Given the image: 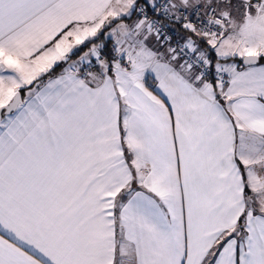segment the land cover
Segmentation results:
<instances>
[{
  "label": "snow or ice",
  "instance_id": "6c2138e0",
  "mask_svg": "<svg viewBox=\"0 0 264 264\" xmlns=\"http://www.w3.org/2000/svg\"><path fill=\"white\" fill-rule=\"evenodd\" d=\"M0 264H264V0H0Z\"/></svg>",
  "mask_w": 264,
  "mask_h": 264
}]
</instances>
